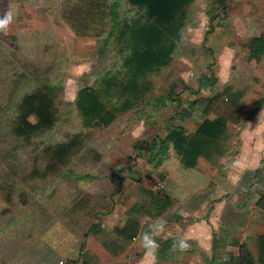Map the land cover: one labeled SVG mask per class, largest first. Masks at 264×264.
Wrapping results in <instances>:
<instances>
[{"label": "rangeland", "instance_id": "rangeland-1", "mask_svg": "<svg viewBox=\"0 0 264 264\" xmlns=\"http://www.w3.org/2000/svg\"><path fill=\"white\" fill-rule=\"evenodd\" d=\"M66 1L42 0L46 3L45 9L36 0H0V15L8 10L13 14L7 33L0 32V264H61L62 260L80 257L89 236L86 231L92 223L98 222L99 213L104 216L110 212V207H103L105 204L100 205L99 200L94 209H90L92 213L77 207L79 201L75 200L80 192L92 190L111 194L117 189V192L123 190L121 195L116 192L113 196L114 204L119 203L120 208L133 202L125 194L130 185L146 180L152 186L160 180L157 179L160 173L164 170L169 173L177 165L178 152L171 146L160 153V140L170 127L181 123L179 120L188 122L209 100L215 87L212 81L210 85L208 79L201 78L217 77L226 61L230 62L233 52L240 58L235 57L232 62L238 63L244 57L251 59L249 39L264 33V0H225V3L194 0L186 7L184 35L170 61L157 72L140 79V86L145 89L128 106L122 101L124 97L118 95L120 89H113V97L104 100L112 108L115 119L109 125L89 129L83 125L77 111L75 94L68 92L70 85L77 89L74 81L68 84V78L60 77L69 67L70 58L64 53L67 50L61 47L60 59H50L53 64L47 70L34 62L41 61V57L29 47L33 39L30 36L48 34L51 24L46 21L37 29L30 23L33 19L25 17L27 6L42 16L48 12L49 17L56 20L62 18V6ZM107 1L119 3L121 20L136 9L130 0ZM27 2L30 4L26 5ZM23 23L25 29L21 30ZM32 24L37 31L30 35ZM112 25L111 20L107 32ZM65 34L67 38L70 36L69 32ZM101 39L97 52L99 62L95 64L99 75L126 71L123 65L127 53L123 51L118 34L109 42ZM58 81L65 84V91L57 102L56 124L44 135L27 142L13 130L18 101L41 82ZM218 89L221 91L223 87ZM195 117L199 120V115ZM29 119L37 120L33 114ZM76 133L83 134V145L69 168L44 174V145L67 141ZM140 141L142 149L136 146ZM155 150L158 151L154 153ZM152 153L158 154L150 161ZM35 168L40 174H34ZM131 170H138L140 181L129 175ZM85 173L94 176L84 178ZM157 185L163 186L162 183ZM22 195L28 203H22ZM126 211H121L117 218L123 219ZM77 230L80 231L77 233ZM97 240L90 237V241Z\"/></svg>", "mask_w": 264, "mask_h": 264}, {"label": "crops", "instance_id": "crops-1", "mask_svg": "<svg viewBox=\"0 0 264 264\" xmlns=\"http://www.w3.org/2000/svg\"><path fill=\"white\" fill-rule=\"evenodd\" d=\"M41 1L36 0L37 4L40 2L42 8L46 9V3ZM29 4L30 2L26 3V5ZM23 6L25 7V5ZM45 13L46 15L42 16V13H36L28 6L25 11V17L32 18L30 23H33L37 29L46 21L51 24L48 34L43 32L41 36L39 34L31 35L37 31L33 24V32L28 31L30 37L33 38L32 44L29 43L31 52L41 57V61L34 60V62L48 70L53 64V62L50 63V59L55 61L56 58L60 59L61 47L64 48L63 50H67V52H63L65 55L68 53L71 60L68 61L67 70L65 68L63 71L60 70L62 71L60 77L63 80L68 78V84H72L71 82L74 81L77 89L74 90V85H70L68 92L77 97L83 86L93 85L100 76L109 73L108 71L99 75L98 66H95L99 62V53L97 54L99 40L103 38L105 42H109L110 40L106 39L108 32L103 35H78L71 23L63 19L62 14L61 19L53 20L49 17L48 12ZM40 16L42 17L39 18ZM22 29H25V23L22 24ZM67 32L70 34L68 38L65 34ZM59 38H61V42H59ZM230 57V62L226 61L216 74L217 77L214 75L212 78H201L208 79L209 83L212 81L215 87V90L210 92L208 99L219 92L218 88L223 87L222 90H228V93L234 92L233 101L241 100L239 107L242 113L241 119L239 121L234 118L227 120L229 136L227 152L221 156L219 161L215 160V162L210 161L206 155H200L196 165L191 168L185 167L181 156L176 153L177 165L169 173L167 170L160 173L158 178L156 177L160 180L154 185L151 186L146 180H142L140 184L130 185L125 194L129 195L133 202L120 208H118L119 203L111 205L110 193H99L92 190L81 191L78 196L79 200L85 192L96 194L101 200L106 196L107 201L104 202L105 205H102L110 207V212L104 216L100 214L96 218L98 222L101 220L102 223L100 232L91 233L90 227L86 231L89 235L86 248L80 253L81 258L78 256L77 264H147L140 236L147 230L150 222L161 218L166 220L167 224L164 232L158 238L161 247L157 253L156 264H243L245 251H248L249 256L252 257V260L247 264H264V258H261L264 251L260 249L261 238L264 236V207L262 206L264 201V117L260 118V113L264 111V103L258 111L254 112L257 103L264 99V53L258 58H241L242 60H239L238 63L232 62L233 58H240V56L236 57L235 52ZM55 83L61 84L62 95L65 91V84L62 85L61 81ZM111 91L113 90L109 89L108 93L113 97ZM228 93L226 96L229 95ZM203 108L201 110L198 108L200 112L195 111L188 122L179 120L181 123L177 126H182L188 132L194 133L205 118L214 119L217 117L215 111L205 114ZM197 115H199V120L195 119ZM129 175L133 179L135 176L139 181L141 180L137 176L139 175L138 170H131ZM84 176L82 177L88 178L87 175ZM161 183L163 186L157 185ZM141 187L164 192L171 198L172 205L158 215L146 214L130 246L124 252L114 255L103 243V239L105 240V236L109 232L120 241L113 229L116 225L123 226L128 217H125L127 213L123 214V219H118L117 216L121 211L128 210L136 203ZM117 190L112 191L114 195ZM117 193L121 195L123 190ZM78 199L75 201H79ZM112 207H116L115 210ZM91 208L92 206L85 209L88 213H92ZM85 209L82 208V210ZM96 216L98 215L96 214ZM91 236L96 237L97 242L90 241ZM181 236L190 238V251L182 253L179 250L171 249L174 240ZM168 238H172V242L168 243L166 241Z\"/></svg>", "mask_w": 264, "mask_h": 264}, {"label": "trees", "instance_id": "trees-1", "mask_svg": "<svg viewBox=\"0 0 264 264\" xmlns=\"http://www.w3.org/2000/svg\"><path fill=\"white\" fill-rule=\"evenodd\" d=\"M193 1L130 0L136 9L130 11L124 20H121L119 14L118 2L110 4L107 0H67L64 3L62 14L68 22L74 23L72 26L78 35H103L107 32L109 21L112 20V29L108 32L106 39L108 41L118 34L120 41L123 42V51L127 53L123 65L126 71L104 74L93 85H85L79 90L75 104L85 127L94 129L106 126L115 119L116 115L112 108L104 100L105 97H111L108 93L109 89L119 88L118 95L124 97L122 101L127 106L130 101L139 98L145 89L144 86H140V79L152 72H157L172 58L177 43L184 35L186 7ZM221 1L225 3V0ZM133 13L134 16H132ZM130 16L131 19H129ZM248 46L250 56L260 57L264 53V35L250 38ZM61 92V84L41 82L35 89L24 93L17 103L18 113L13 127L15 133L23 136L27 142L47 133L57 122V102L61 97ZM226 93L228 90H221L209 98L203 108L205 114L215 111L217 117L205 118L194 133L188 132L182 126L170 127L166 137L160 140V153L173 145L181 156L183 165L187 168L195 166L200 155H206L213 162L219 161L228 149L227 120L234 118L239 121L242 117L239 110L241 100L233 101L234 92H229L227 96ZM263 103L264 99L260 100L254 112L258 111ZM32 114L37 118L35 122L29 119ZM141 143L142 141L137 142L136 146L141 148ZM82 145V133L73 134L67 141L45 144L42 149L46 160L44 174H55L70 166ZM155 155L152 153L150 160H153ZM35 173L40 174V170L35 168ZM84 175L88 178L94 176ZM113 195L114 193L109 195L111 204L115 201ZM21 197L23 204L28 203L24 195ZM98 200L100 205L107 201L106 196L101 200L98 195L85 192L76 206L83 209L90 206L93 208ZM171 201V198L162 191L156 192L153 189L141 187L138 200L126 211L128 217L126 223L123 226L116 225L113 229L120 241L108 232L103 243L114 255L124 252L137 235L144 216L160 214L171 207ZM262 206L264 207V201ZM101 225V220L92 223L90 232H100ZM171 239L168 238L166 241L170 243L173 240ZM260 247L264 251V236L261 238ZM261 258H264V254ZM244 259L243 264L252 260L248 251H245L243 261ZM78 260V257L69 258L66 261L62 260L61 264H77Z\"/></svg>", "mask_w": 264, "mask_h": 264}, {"label": "clouds", "instance_id": "clouds-1", "mask_svg": "<svg viewBox=\"0 0 264 264\" xmlns=\"http://www.w3.org/2000/svg\"><path fill=\"white\" fill-rule=\"evenodd\" d=\"M134 16V13L132 14ZM132 17L130 16L129 19ZM13 22V14L11 10H8L4 14L0 15V32L7 33L9 26ZM189 31H191L189 29ZM264 117V111L260 113V118ZM167 221L164 219H157L148 224L147 230H145L141 236V244L145 249V260L147 264H156L157 253L161 247L159 237L164 232ZM173 251L179 250L180 252H188L191 250L190 238L181 236L174 240L171 245Z\"/></svg>", "mask_w": 264, "mask_h": 264}, {"label": "built area", "instance_id": "built-area-1", "mask_svg": "<svg viewBox=\"0 0 264 264\" xmlns=\"http://www.w3.org/2000/svg\"><path fill=\"white\" fill-rule=\"evenodd\" d=\"M63 263V262H62Z\"/></svg>", "mask_w": 264, "mask_h": 264}]
</instances>
